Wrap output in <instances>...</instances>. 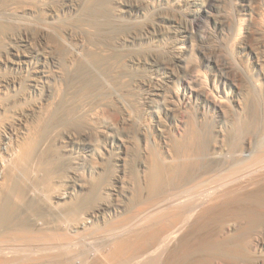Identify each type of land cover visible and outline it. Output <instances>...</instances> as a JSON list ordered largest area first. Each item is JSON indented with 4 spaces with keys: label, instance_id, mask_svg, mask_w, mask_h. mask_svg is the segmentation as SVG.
Here are the masks:
<instances>
[{
    "label": "bare ground",
    "instance_id": "obj_1",
    "mask_svg": "<svg viewBox=\"0 0 264 264\" xmlns=\"http://www.w3.org/2000/svg\"><path fill=\"white\" fill-rule=\"evenodd\" d=\"M159 1L158 3L162 0ZM215 1L217 0H168L167 3L165 2L166 4L154 5L155 8L151 10L153 11L151 18L145 16L144 19H147L143 20L141 18L146 14L152 0H0V214L3 216L2 213L6 214L4 213L6 211L20 213L21 206L26 208L27 212V215L22 213L23 210L21 212L23 216L25 215L24 219L23 216L22 219L18 217L22 221L11 220V222L17 223L15 228L5 224L0 225V264H15L19 255L20 258L23 255L33 259L32 256L38 255L39 257V253L48 255L44 251L49 250L52 253L58 250L59 252L60 244L64 245L61 239L58 241V237L61 238V236L56 237L57 233L61 234L58 232L60 227L55 232L56 235H54V231L53 234L49 230L57 229V216L59 217L58 214L62 209L64 210L62 203L72 195L78 186L77 167L79 166L77 163L81 160L91 161L96 158V148L92 146L93 136L104 137L103 139L106 140L103 144L106 145V149L109 148L108 151L117 147L123 149L126 145V140L123 138V140L121 138L118 140L115 138L116 136H111L114 125L129 131L128 135L137 138L145 146L155 143L157 147L161 148H159L161 153H158L160 158L148 160L149 162L152 160V164L155 161L154 166L151 164L153 167V172L150 173L152 180L153 176L158 179L157 177L160 178L167 171H170L174 178L180 176L182 169L184 170L188 166L185 165L186 163L180 164L177 159H184L187 155H183L185 149L182 146H180L182 149L177 147L175 149L172 146L173 142L171 143L172 138L169 132L187 125L184 120H174V117L182 112L181 106L174 100H185L189 97H194L200 108L199 127L203 128L208 135L212 133L211 136H213L212 138L206 134L203 139L198 136L201 140H198V143L201 142L200 148L202 147L203 155L200 154L201 150L198 151V154L203 156L204 162L207 163H204V166L208 165L206 166L207 171L209 169L214 174L209 173L211 176L206 180L204 178L203 184L201 183L202 178L200 181L202 185L200 187L196 185L199 187L197 190L194 191V187H190L193 192H186L184 188L185 191L177 196L170 199L168 197L167 200L158 202L159 204L151 207L147 206L145 210L150 212V217V215H156V212L159 213L162 208L171 207L172 209L175 206L176 209V205L180 206L179 204H181L182 206L184 202H190L192 199L194 200L192 203L196 204L194 206L188 202L192 207L191 209L188 207L189 213H185L186 216L182 217L180 214L184 212L179 213L177 208L179 214H176L177 211L172 214L174 216V224H170L172 227L167 224L168 227L164 226L163 232L154 229L153 237L149 235L153 231H150L149 234L147 232L148 218L143 217L147 212L142 211L141 213L144 214L141 217L143 220H147L143 221L147 225L142 226L146 229L144 230L140 226L137 228H140V231L147 230L146 234L152 238L144 240V237L147 239L149 236L147 237L146 234L144 237L141 236L144 235L142 234L144 231H142L140 237H143V240L139 241L137 238L138 242L135 243V240L132 239L133 245L128 247V250L125 245L131 246L129 245L131 243L128 242L129 237L128 243L116 248V253L118 249L120 250L118 251L120 254L117 253L118 258L136 260L137 257L143 256L141 258L144 259L146 255L152 256L153 254L160 257L158 250L161 251L162 247H167V250H170V247L180 241L178 239L183 237L182 235H185L183 238L185 241H181L184 242L183 248H181L182 243L178 244L181 246V251H187L189 254V250L194 245L191 240L199 228L202 231L209 225L211 227L214 225L219 235L226 238L224 234L229 233L230 236V233H235L239 224H243L244 230L239 237L240 241L236 242L238 246L235 244L236 247L234 246L233 250L230 249V254L227 251L228 255L235 264L237 261L249 259L250 255L258 257L256 264H263L259 257L264 253V193L262 191L263 194L256 195L254 191L257 192L259 188L264 187V127L259 133L255 132L256 135L251 134L246 127L247 131L245 132L249 133L245 134L242 130L244 134L239 133L242 138L237 139L235 136L239 132V130L237 132V122L241 114L247 110V104L255 102V98L259 95L264 96V0H247L245 10H248L249 14L246 12L248 18L245 21L240 17L231 20L229 18V21L227 17L216 20L218 28L223 29L226 25L229 28L227 40L232 49L230 54L232 55V51L240 52L237 60V56L234 57L233 54L234 65L231 64L234 68L229 64V56H227L229 52L225 55L220 49L221 46L212 49L209 53L205 51L203 52L204 61H202H208V64L213 65L216 70L213 73L214 76L211 75L210 79L206 77L207 80L204 78L205 81H203L198 65H183L186 50L191 48L188 45L184 47V50L178 48L182 51H179L169 61H165L168 58L161 61L166 72L152 75L143 72L149 68L151 62L146 52L144 53V50L141 49V42L150 35L152 30L163 25L161 23L166 21L176 28L183 23L188 24L190 20V22L199 20L210 14V7ZM178 29L176 28V30ZM222 48L224 50V46ZM231 55L230 61H232ZM186 75L190 76V79L187 78V80L183 77ZM193 84H195V89ZM78 85L80 86L78 87ZM142 89L145 92H141V97L137 98L135 95L136 98L128 97V95L131 96L128 91L134 92ZM228 89H230L229 93ZM224 93L229 94V97L225 94L229 102ZM224 100L227 101V104ZM210 110L214 111L215 118L207 117V112ZM139 113L143 119L138 118L140 117ZM104 115H110L115 123L102 124ZM163 123L167 128L163 127ZM261 123L263 124V121ZM194 134L192 133L193 136ZM230 135L233 136V140ZM157 137H159L158 140ZM194 137L198 138L197 135ZM152 144L151 146L155 145ZM57 154L65 155V158L68 159L69 165L62 161L63 165L67 167V173L63 171L66 169L63 165L64 169L61 168L62 166L60 167L62 170L60 172L63 173H58L61 161L58 159L59 166L56 165ZM142 155L141 163L138 161L140 167L144 168L147 166L145 162L148 157L150 158V154L148 155L144 151ZM65 158L63 157V159ZM138 158H140L139 155ZM187 165L189 164L187 163ZM49 166L58 168V172L54 168L52 170L55 172L47 171ZM158 183L160 184V182ZM106 206L105 204L98 205L87 210L82 219L78 220V222L80 221L79 225L76 222L77 228L85 226L90 219L100 215ZM153 211L154 214H151ZM135 219L137 221L135 224H139L137 218ZM0 222H2L1 219ZM132 222L134 224V221ZM61 223L65 224V221ZM133 224H129L130 228ZM70 226L65 227L68 229ZM126 228L128 227L126 226ZM120 230L122 229L120 228ZM259 230L261 231L258 232ZM255 231L258 234H254ZM156 236L160 237L163 243H160V240L158 242L159 238L157 239ZM222 238L221 240H225ZM60 241L62 242L59 243ZM108 244L110 246V243ZM155 245L157 248H153ZM151 248L154 251H151ZM125 250L128 251V254H125ZM171 250L170 252H172ZM174 250L173 256L171 254L169 257L176 264L175 260L181 256L179 257L180 253H178L180 250L177 253ZM116 253L115 255H117ZM164 253L161 254L162 257L165 255ZM183 253L181 254L184 255ZM168 254L170 253H167L166 256ZM148 257L150 258V256ZM149 258H147L148 261L155 260L153 256ZM28 259H21V262L18 258V261L23 264ZM143 261L146 262V260ZM143 261L141 262L143 263ZM159 261L157 260L156 264ZM141 262L140 264H142ZM155 262L156 260L154 264ZM242 264L246 263L242 262Z\"/></svg>",
    "mask_w": 264,
    "mask_h": 264
},
{
    "label": "rangeland",
    "instance_id": "obj_2",
    "mask_svg": "<svg viewBox=\"0 0 264 264\" xmlns=\"http://www.w3.org/2000/svg\"><path fill=\"white\" fill-rule=\"evenodd\" d=\"M152 1L155 2V3L154 4H153V2L150 3V5L148 7V10H146V14L143 15L141 19L146 20L147 18H151L152 14H153V11H151V10L153 8H155L154 5L157 6L159 4H163L165 2L166 3L168 2V0H162V1L160 0L161 2L159 0H152ZM158 1L160 3H158ZM247 2H248L247 0H217L210 7V12H209L210 14H208L206 16H203L202 18H200L199 20H196L194 22H190L191 21L190 20L188 24L187 23H183L184 26L180 25L179 27H176L177 29L179 28L178 30H176V28L174 26L170 25L167 21L166 22H162L161 24H163V25L158 26L156 29L152 30L150 35L147 38H144L142 40V42H141V46H142L141 49L144 50L143 51L144 53L146 52V54L148 55V57L150 59V62H151L149 64V68H146V70L145 71L143 70V72L146 73V74H149V75L150 74L152 75L154 73L158 74V73L166 72L165 71V67L161 64V61L165 60L166 58H168V59H166L165 61L166 62L169 61L170 59L174 58L178 54L179 51L184 50V47H186L188 45H189V47L191 46V48L188 51L186 50V54H185L183 65H185V64L198 65L199 71L202 73L200 75L202 76L203 81H205L204 78L207 80L206 77H209V79H210V77L214 76L213 73L216 70V69H214L213 65L208 64V61L203 62L204 61L203 60V58H204V53L203 52H205V51H206V53H209L212 49L217 48V47L220 48V46H221L220 49L222 50V52L225 55H227V52H229L227 56H229V62H230L229 64L232 67V64L234 63L233 60H235L234 57L237 56V58H236V60H237L239 58L238 53H240V52H236L235 51V53H236L235 54L234 51H232L233 52V53L231 52L232 55L230 54V51L232 49L229 47L228 40H227L228 39L227 38L228 37L227 34H228L229 28L227 27V25L223 29L218 28L217 25H216V20H219L222 17H227V20L229 18H230L229 20H231L232 18H237V17L239 18L240 17L241 20L245 21L248 18L247 16L249 14L248 10L247 11L245 10L246 9L245 4ZM147 12H148V14H147ZM149 13H151V14L149 15ZM145 16L146 17L148 16V17L144 19ZM143 20H141V22H143ZM156 21H162V20H156ZM169 26H171V27H169ZM171 28L172 29L174 28V29L172 30ZM174 30H175V32H174ZM176 32H178V33H176ZM177 34H179V35H177ZM222 45L224 46V50L226 49L225 51L223 50V48H222L223 46ZM178 48L179 49L183 48V49L182 50H178ZM227 49H230V50L228 51ZM233 54H234V57H233ZM230 55L232 57V61H230L231 60ZM191 61H192V63H191ZM245 63H246V61H245ZM246 65H248V67H249V64L246 63ZM232 68H234V66ZM204 73H206V74H204ZM183 77L185 79H187V78L190 79V76H188V75L183 76ZM203 83H205V82H203ZM79 86L80 85H78V87ZM194 87H195V84H193V88ZM142 91L145 92V90H143V89L141 91H139V90L136 91L135 90L134 92L128 91V93L131 94V96L128 95V97L129 98L132 97V96L133 97L136 96L137 98L141 97L140 95H141ZM227 91L229 93L230 89H228ZM228 93H224V96H225L227 101H228V97H229ZM225 94H227L228 97ZM188 99H185V100L176 99V101L174 100V102L176 104L181 106V111H182L181 114H179L177 117L176 116L174 117V120H179V121L184 120L185 123H187V125L185 127L183 126L182 128H179V129L178 128L172 129L169 133H170V137L172 138L171 139V143L173 142L172 146H174L175 149H176V147L180 148V146H182V148L187 150V151H185L183 149L184 150L183 155L184 156L187 155L189 157H187V156L184 157L183 156L184 159H177V160L182 165L184 163H186L185 165L188 166L189 168L186 167V169H184V170L182 169V172H181L180 176L175 177V178H174V176L172 177L170 171H167V172H164L162 174V176L160 177L162 179H160L159 177H157L158 179H156L153 176V180H152V176H151L152 174H150V173L153 172V169H152L153 167H151V166L152 165L154 166V164H155V161H153V164H152V160H154V159L156 160V158L157 159L160 158V156H158V155L161 153L160 150H159L160 147H157V144L150 143V146H148V145L145 146V145H143V143H140V141H138L137 138H134V137L132 138L130 135H128L129 131H126V130H124V128L119 127L117 125L113 126V128L111 130V133H112L111 136L112 137L116 136L115 138L118 139V140H119V138H121V139L123 138L124 140H126V145H125V147L123 149H120V148L118 149V147H117V148H114V149H111V150L108 151L109 148L106 149L107 148L106 145L104 146V144H105L104 140H106V139H103L104 137L101 138V137H98V136H93L92 146H94L96 148V158L91 160V161L88 160V159L87 160H81V161H79L77 163V166H79V167H77L78 168L77 170H78V173H79L78 174L79 175L78 176V180H77L78 181V186L74 190V192H73L74 194L72 193V195L66 200L67 202L64 201L65 203L64 202L62 203V207L64 208V210L62 209L60 214H58L59 217L57 216V219H56V223H58V226H56L57 229L49 230L51 233H53V231L55 233V232L58 231V229H59L58 227H60L58 232L61 233V234L60 235L58 233H57V235H56V233L55 234L53 233V234L56 235V237L61 236V238L58 237V241L61 239L65 246L64 245L62 246V243H61L62 241H60L59 243H61L60 244L61 248H60L59 252H58V250L57 251H53L52 253L49 250L48 251L50 253L48 251H44L48 255H46L44 253H43L44 255L42 253H39L40 256L39 257H38V255L32 256V258L34 257L33 259H31V257L30 258L28 257L29 258L28 259V258H26L27 256L25 257L23 255H21V258H20V255H19V257L16 258L17 261L15 260L16 261L15 264L17 262H18V264H22V263H19L18 258L20 259L21 262L24 259H28L27 262H25L23 264H31V263L35 264V262H37L36 264H55L56 262H57L56 264H73V263L74 264H79V263L80 264H137V263L140 264V262L143 261V260H146V262L143 261V263L141 262L142 264H145L147 262H149L150 264H154L155 260H156V262H155V264H156L157 260L159 261V259H160V261H159L160 264H169L170 261H171L170 264H173L174 262H172V260H170L169 256H171V254L173 256L172 252H173L174 249L178 250L181 246H182L181 248H183V246H184L183 243L184 242H181V241H183V240L185 241V239H183L185 235H182L183 237H180V239H178L180 241H177L178 243L180 242L179 244L182 243L181 246H179L178 243L174 245V246L177 245L179 248L177 246L176 247L173 246L174 249H173V247H170L172 249V250L170 249L172 252H170V250H167V247L163 248L161 244L157 243V245L159 244L162 248H160L158 246V248L161 249V251L158 250L160 257L154 256L155 254H153V253H155V252L152 253L153 254L152 255L153 258L156 257L155 260L154 259H152V260L150 259L152 257L151 255H148V256H150V258L147 255H146L147 257L144 255L145 256L144 259L141 258L143 256L140 257L141 259L139 257H137L138 259H140L139 261H137L138 260L137 258H136V260L135 259L121 260V259L118 258L119 257L118 254H120L118 251H120V250L118 249V251H117L118 254H117L116 253V250H117L116 248H120L121 245H124V243L126 244V243L129 242V243H131V244H129L131 246H128V244L125 245V248H127L129 250L128 247H132L133 240H135V243H137L138 239H139V241H140V239L143 240V237L146 236V235H147V237L149 235H151L153 237L154 229L158 230V231L160 230V231L163 232L165 230L164 228L166 226L168 227V225L170 226V224H172V225L174 224V216L172 214L176 213L177 208L179 210V213L181 211L184 212V213L180 214V217L186 216V214L189 213L188 212L189 208L191 209L193 204H194V206L196 205L195 203H192V202H194L193 199L190 201L191 203L188 201L190 204H192L191 206L188 204V202H184V204H182V206H181V204H179L180 206L176 205L177 206L176 209H175V206H173L172 209H171V207L162 208L161 211H159L160 210L159 209L158 210L159 213L156 212V215L154 214V211H153V212H151V214H154V216L150 215V217H149V213L150 212L148 213L147 210H145V208L147 209V206L151 207L152 205L159 204V203L167 200L168 197H169L168 199H170V198H172L174 196H177V195L181 194V192L183 193L185 190H186V192L187 191L191 192L193 187H194L193 190L195 191L203 184L202 182H203L204 178L206 180V178H208V177H210L211 175L214 174V173H212V171L210 172L209 169L207 171V167L206 166H208V165L204 166L207 163L204 162L205 160H204L203 156H200V154H202L203 152H202V147L200 148L201 142H199L200 143L199 144L198 140L201 141L199 137H202V139H203V138H205L204 136L207 134L206 131L204 132L203 128L201 129L199 127L200 126V119H201L200 118V113H199L200 108L198 107V104L195 102V98L194 97H192V98L189 97ZM263 99H264V96L259 95L258 97L255 98V100H256L255 102L256 103L254 101H252L253 102V103L251 102L252 104H249V105L247 104V110L244 112L245 114L244 113L241 114V117H240L241 119L239 118V121L237 122V132H238V130H239V132L235 136V138H237V139L242 138V137H240V134L243 135L244 132L247 131L246 127H247L248 131L251 134H255V135H256L255 132L259 133L262 130V128L264 127V100ZM227 101L224 100V102L226 104H227ZM226 104H224V105H226ZM253 104H255V105H253ZM227 106H229V105H227ZM252 108H253V110H252ZM260 111H262V112L260 113ZM207 113H208V115L207 114L206 115H207V117H209V119H212L214 117V114H213L214 111L213 110H210ZM139 114H140L139 115L140 117H138V118L143 119L142 116H141V113H139ZM110 117H111L110 115H104L102 117V121L103 122H101V123L102 124H106L107 123L109 125L114 124L115 120L112 117L111 118ZM166 121L169 123L168 120H166ZM166 121H164V122L167 123ZM262 121H263V124L261 123ZM165 123H163L162 125H163L164 128H167L165 126L166 125ZM242 123H243V125H242ZM197 124H198V127H197ZM238 125H240V126H238ZM258 126H259V128H258ZM242 127H243V129H242ZM251 127H253V128H251ZM194 128H196V129L194 130ZM197 130L198 131L200 130L201 132L200 131L198 132ZM251 130H254V131L251 132ZM194 131H196L197 133L194 132ZM249 132H245V134L249 133ZM181 133H182V135H181ZM192 133H195L194 136L197 135V137L198 136L199 137L198 138L194 137L192 135ZM200 133L203 134V135H201ZM258 133H257V135H258ZM211 134H209V135L207 134V135L211 136ZM211 137L213 138V136H211ZM230 137H232L231 140H233V136L230 135ZM158 138L159 137H157V140H158ZM188 139L190 140V142H189ZM194 139L195 140L197 139V141L195 142ZM100 140H102L104 142H102ZM180 141L184 145L183 144L181 145ZM184 141H185V143H184ZM174 142H176V143H174ZM178 143H179V145H178ZM151 144L152 145L155 144V145L151 146ZM190 144H191V147H190ZM233 144H235V143H233ZM185 147H187V148H185ZM145 148H146L147 151L145 150ZM182 148H180V149H182ZM81 149L84 150L83 148H81ZM81 149H80V151H81ZM200 150H201V152H200V154H198L199 153L198 151H200ZM144 151H145V153H148V155L150 154V158L148 157L147 158V162H145L147 166L142 168V167H140L139 161H140V159H142V156H143L142 153H144ZM138 155L140 156V158H138ZM190 156H191V158H190ZM56 157H58V158H56V162H57L56 165L59 164V160L61 161L60 162L61 164H59L60 166L58 165L59 166L58 167L59 168V172H58V168L55 169L54 167H50V166H49L50 169L48 168L46 170L50 172V170H52L54 168L55 171H57L58 173H63V172H60V171H62V170H60V167L63 165L62 161L63 162L65 161L67 163L68 159L65 158L66 157L65 155L62 156V155L57 154ZM63 157L65 159H63ZM61 159H63V160H61ZM149 159H152L151 162H149L150 161ZM197 162H199V163H197ZM140 163H141V161H140ZM187 163L190 166L187 165ZM67 165H69V164L67 163ZM63 166H65V165H63ZM63 166L61 167L62 169H64ZM203 166L205 167L206 170L203 168ZM65 168L66 169L63 170L64 172L67 170L66 166H65ZM52 171L55 172L54 170H52ZM193 172H196V173H193ZM205 172H206V174H205ZM65 173H67V171ZM147 173H149L150 175L147 174ZM207 173H208V175H207ZM203 174H204V176L202 177ZM63 175H65V174H63ZM201 179H202V181H201ZM157 180H159V181H157ZM200 181H201L202 184H200ZM158 182H160V184ZM174 184L176 185V187H175ZM196 185H198L199 187L196 186ZM260 186L262 187L263 185H260ZM190 187H192L191 190H190ZM184 188H185V190H183ZM258 188H259V186L257 187V189ZM154 189H155V191H154ZM259 189H263V190H259ZM259 189L257 190V192L254 191V193L256 195L264 193V187L263 188H259ZM174 191H175V193H174ZM262 191H263V193H261ZM166 192H167V194H166ZM161 195L162 196L164 195V196L162 197ZM158 198H159V201H158ZM195 201L198 202V200H196V199H195ZM147 202H149V203H147ZM71 203H73V204H71ZM104 204L107 205V206L105 207V209H103V211L101 212L100 215H97V216L93 217L92 220L90 219V221L85 226H80V227L77 228V225H79V222H80V221L78 222V220L80 218L82 219V217L85 215L84 213L87 210H89L90 208L96 207L98 205H104ZM77 207H79V208H77ZM77 209L78 210L80 209V210L78 211ZM164 209H166V210H164ZM168 209H170V210H168ZM22 210H23V212H22ZM162 210H164V211H162ZM19 211H21L23 214L26 213V215H27L26 208L24 209L23 206L20 207ZM142 211L143 212L145 211L144 213L147 212L146 213L147 215L144 214V213H141ZM66 212H67V214H66ZM138 212H140L141 214L138 213ZM166 212H168V213H166ZM4 213H6V214L2 213L3 216H1V214H0V216H1L0 219L2 220V222L4 221L3 223L0 222V223H2L0 225H4L5 224V225H9L10 227L12 226L13 228H15V225L17 224V223L15 224L13 222L15 220H16V222L20 221L22 219V216H23L22 213L20 214L19 212L9 213V211H6ZM7 213H9V214H7ZM16 213H18V214H16ZM161 213H162V215H161ZM179 213L177 211L176 214L178 215ZM168 214H169V216H168ZM17 215H20V216H17ZM134 215H135V217H134ZM141 215H143V217L146 218V219L148 218L147 219L148 221L146 219L143 220V217H141ZM145 216H147V217H145ZM161 216H163V217H161ZM164 216H166V217H164ZM172 216H173V218H172ZM11 217H13L14 219L13 218L11 219ZM18 217H20L21 219L19 220ZM139 217H141V218H139ZM24 218H25V215L23 216V219ZM135 218H137V220H138V223H139V224H137L138 226L135 224V222L137 223ZM11 220H14V221L11 222ZM5 221H6V223H5ZM62 221L63 222L65 221V224L61 223ZM73 221H74L75 225H73L74 224ZM132 221H134V224H133ZM143 221H147L148 225L145 222H143ZM76 222L78 223L77 225H76ZM141 222H143V224H140ZM166 222H168V223H166ZM11 223H12V225H11ZM144 223H145V225H144ZM60 224H63L62 225L63 227ZM129 224H133L132 228H130L131 226H129ZM55 225H57V224H55ZM64 225L66 227L70 226V225H73L74 227L70 226V227H73V228L68 227V229H67ZM142 225L143 226L147 225L146 227H147L148 231L147 230L146 231L148 232V234H149L150 231H153V232H150L149 235L146 234L147 232L144 231L146 229V227H143ZM172 225L170 227H172ZM239 225H240V227H239ZM239 225L237 226V229L234 231L235 233H230V236H229V233H227V235L224 234V237H226V238H222L223 236L221 237L219 235V233L215 229L214 225H212V227H211V225L208 226V228L211 227V228H209V232H208V228L202 229V231L199 228V231L196 233V235L198 233L199 234L197 236L195 235L194 238L192 236L193 239L191 241H192V244H194V245H192L191 250H189V254L191 253L190 256H189L187 251H181L182 250L181 248L179 249L181 252L179 250H178L179 252L174 250L176 253L177 252L180 253V255H179V257L181 256L180 258L184 259V257H185L184 260L186 261L185 262L183 259L178 258V259L175 260V262H177L176 264H178V261H179V264H224L226 262V260H227V263H225V264H235L234 261L232 260V258L230 257V255H228V252L230 251V249L233 250L235 244L237 245L239 243V241H240L239 237L241 236V233L243 232L244 227H243V224H239ZM126 226L128 228H126ZM139 226H140V228H142L144 230L140 231L139 230L140 228L139 229L137 228ZM158 226H159V228L157 229ZM64 227L66 228L65 230H64ZM69 228L73 229V230H70ZM120 228L123 231L120 230ZM162 229H164V230H162ZM79 230H80V232H79ZM66 231H67V233H66ZM142 231H144L142 233L144 235H141L143 237H140V233ZM213 231L217 232V233H214ZM260 231L261 230H259L258 232H260ZM126 232H128V233H126ZM206 232H208V233H206ZM255 232L256 233H254V234H258L257 231H255ZM106 233H108V234H106ZM99 234H102V235H99ZM137 234H138V236L140 238L138 236H136ZM217 234L220 236V238H219V236ZM238 234H240V235L238 236ZM151 236H149L147 239H146V237H144L145 238L144 240H148L149 238L151 239L152 238ZM159 236H161V235H159ZM62 237L64 238V240H63ZM156 237H157V239L159 238L158 242L160 240V243H161L162 242L161 238H163V237L162 236H161V238L158 237V236H156ZM117 238H119V239H117ZM221 238L225 239V240H221ZM124 239L126 240V242H125ZM127 239H128V242H127ZM103 241H105V242H103ZM209 241H211V242H209ZM121 242H122V244H121ZM206 242H207V244H206ZM236 242H238V243H236ZM108 243H110L111 248H110ZM116 243H117V245H116ZM66 244H67V246H66ZM114 245H116V246H114ZM117 246H119V247H117ZM153 248H157V246L155 245ZM153 248H151V251H154ZM220 248H221V250H220ZM162 249H165L164 251H166V252L169 251L167 253H170V254H168V256H166L167 253L166 252L164 253V251ZM94 250H96V251H94ZM190 251H192V252H190ZM124 252H125V254H128V251L125 250ZM158 252H156V254H158ZM161 252H163L165 254V255H163V257L161 255L163 253H161ZM175 252H174V254H175ZM115 253L117 255H115ZM181 253H183L184 255H182ZM56 254H58V256H56ZM229 254H230V252H229ZM53 255H55V256H53ZM223 255L224 256L226 255V256L224 257ZM106 257H107V259H106ZM115 258H116V260H115ZM147 258H149L150 260L148 261ZM256 258H258V257H253V256L250 255L249 259L246 258V259H243V260H240V261H242L243 263L245 262L246 264H256V260H257ZM260 258H261V262L264 264V253L262 254V256L259 257V259ZM50 260H52L53 262L50 261ZM60 260H62V261H60ZM133 260H134V262H131ZM230 260H232V261H230ZM126 261H128V262H126ZM162 261H163V263H162ZM240 261H237L236 264H242V262H240ZM105 262H107V263H105ZM151 262H153V263H151Z\"/></svg>",
    "mask_w": 264,
    "mask_h": 264
}]
</instances>
